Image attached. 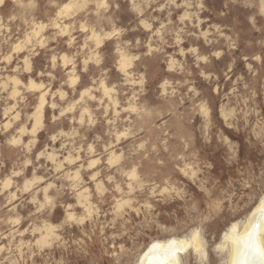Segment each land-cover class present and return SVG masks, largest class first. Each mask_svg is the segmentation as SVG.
I'll use <instances>...</instances> for the list:
<instances>
[{"label":"rangeland","instance_id":"rangeland-1","mask_svg":"<svg viewBox=\"0 0 264 264\" xmlns=\"http://www.w3.org/2000/svg\"><path fill=\"white\" fill-rule=\"evenodd\" d=\"M263 199L264 0H0V264H231Z\"/></svg>","mask_w":264,"mask_h":264},{"label":"bare ground","instance_id":"bare-ground-1","mask_svg":"<svg viewBox=\"0 0 264 264\" xmlns=\"http://www.w3.org/2000/svg\"><path fill=\"white\" fill-rule=\"evenodd\" d=\"M225 238L232 245L231 264H264V199L251 213L243 234L234 226ZM187 246V242L177 240L156 243L142 255L140 264H179V253Z\"/></svg>","mask_w":264,"mask_h":264}]
</instances>
